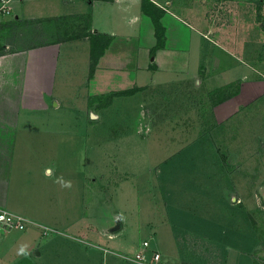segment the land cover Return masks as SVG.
I'll list each match as a JSON object with an SVG mask.
<instances>
[{
    "label": "rangeland",
    "instance_id": "rangeland-1",
    "mask_svg": "<svg viewBox=\"0 0 264 264\" xmlns=\"http://www.w3.org/2000/svg\"><path fill=\"white\" fill-rule=\"evenodd\" d=\"M153 2L179 17L174 26L178 45L184 48L183 63L188 62L192 74L199 70L197 114L183 113L184 125L159 114L155 123L150 122L151 130L134 131L143 102L139 94L118 97L100 125L86 124L81 96L58 94L60 111L43 113L38 127L26 128L25 138L38 141L33 150L40 158L60 155V166L70 172L72 214L94 213V238H100L105 254L96 250L93 264H135L121 256L134 258L136 252L155 249L161 255L160 264H264V0ZM144 28L140 26L136 33L139 46L148 42ZM60 37L39 20L0 22L5 51ZM215 46L230 51L234 58L242 57L247 66H236L207 82L206 67L201 65ZM79 52L78 58L72 52L60 63L67 66L59 70L68 88L84 73L85 55ZM240 68L241 76L246 73L242 85L248 103L226 125L214 114L212 84L227 81L230 75L239 77ZM221 88L232 91L234 85ZM35 101L39 102L33 101L34 107L50 109L56 103L49 94ZM50 119L54 131L47 126ZM182 126L188 129L181 130ZM95 173L102 195L94 188ZM117 218L122 228L108 234ZM244 239L249 243L245 252L234 246ZM143 241L149 246L144 247ZM206 241L216 243L213 251ZM47 252L42 250L45 257L37 264H86L66 250H58L57 256L52 254L55 250ZM19 263L34 264L30 258Z\"/></svg>",
    "mask_w": 264,
    "mask_h": 264
},
{
    "label": "crops",
    "instance_id": "crops-1",
    "mask_svg": "<svg viewBox=\"0 0 264 264\" xmlns=\"http://www.w3.org/2000/svg\"><path fill=\"white\" fill-rule=\"evenodd\" d=\"M150 1L159 9V21L164 28L165 41L158 48L152 20L141 7L143 0H9L11 14L0 19V22L9 19L39 20L48 26L50 33L60 34L61 37L12 51H5V43H0V208L27 219L23 230H0V264H22L19 261L27 258L37 264V260L42 261L45 257L42 250L48 251V255L55 250L52 254L56 256L58 250H66L86 264H93L97 257L96 250L102 251L104 248L101 247L100 238H94L97 230L94 213L82 210L83 215L78 212L72 214L75 210H72L71 204L70 172L65 166H60V155L52 159V153L50 158H40L33 150L38 141L25 138L26 128L33 125L38 127L37 120L43 113L51 115L60 111L62 104L57 98L58 94L81 96L85 122L93 125L104 124L118 97L139 94L143 102L140 103L134 131L151 130L150 122L155 123L159 114L166 118L173 117L168 121L182 125L186 124L185 119L182 122L183 113L197 114L199 84L196 78L199 70L192 74L188 62L183 63L184 48L178 45L174 26V21H178L179 17ZM65 19L69 20L67 24ZM140 26L145 27L148 34V42L142 46L137 45L136 33ZM93 34H106L110 36V41L90 75ZM215 47L205 65H201L206 67V76H209L207 82L236 66L246 65L242 57L234 58L230 51ZM79 51L85 55L87 68L84 63L83 76L68 88L59 70L67 66L60 63L72 52L78 58ZM58 72L60 75L56 78ZM74 73L77 74V67ZM245 74L241 76L240 68L239 77L237 74L228 75L229 80L212 84L215 93L211 100L217 121L222 119L227 125L232 114L246 108L248 102L242 85ZM231 83L234 90H219ZM56 89L59 92L54 95ZM46 94L53 96L55 107H34V102H39L35 100L44 99ZM53 121L50 119L47 123L50 130L54 129ZM186 129L188 126L181 127V130ZM210 144L215 146L214 141ZM102 173L99 172L100 177ZM95 178H98L96 173L94 188L97 194L102 195L101 186L95 183ZM86 179L84 176L85 185ZM42 227L51 231L44 234ZM206 243L208 249L213 251L216 243ZM248 245L244 239V242L240 241L234 246H239L245 252ZM168 246L173 248L171 243ZM261 248L262 253L264 247ZM104 254L102 251V256Z\"/></svg>",
    "mask_w": 264,
    "mask_h": 264
},
{
    "label": "built area",
    "instance_id": "built-area-1",
    "mask_svg": "<svg viewBox=\"0 0 264 264\" xmlns=\"http://www.w3.org/2000/svg\"><path fill=\"white\" fill-rule=\"evenodd\" d=\"M11 14V6L9 5V0H0V19L5 18ZM27 224V219L23 216L7 211L0 208V229L5 231L10 230H23ZM44 234H48L49 230L46 227H42ZM143 246L148 247L149 242L143 241ZM143 250L141 252H136L134 258H129L126 256H121L124 259L131 260L135 264H160L161 255L157 249L152 250L150 253H145Z\"/></svg>",
    "mask_w": 264,
    "mask_h": 264
},
{
    "label": "trees",
    "instance_id": "trees-1",
    "mask_svg": "<svg viewBox=\"0 0 264 264\" xmlns=\"http://www.w3.org/2000/svg\"><path fill=\"white\" fill-rule=\"evenodd\" d=\"M141 7L143 12L151 18L154 24L155 36H156V48L161 47L164 44L165 36H164V29L159 21L160 12L157 10V7L150 0H143ZM109 41H110V36L106 34L91 35L90 65H89L90 75L94 71L97 59L104 52ZM123 93H128V92H123Z\"/></svg>",
    "mask_w": 264,
    "mask_h": 264
},
{
    "label": "water",
    "instance_id": "water-1",
    "mask_svg": "<svg viewBox=\"0 0 264 264\" xmlns=\"http://www.w3.org/2000/svg\"><path fill=\"white\" fill-rule=\"evenodd\" d=\"M263 200H264V195H263ZM122 228V223L121 221L117 218L115 220V223L113 226H111L109 229H108V233L110 234H113L115 232H117L118 230H120Z\"/></svg>",
    "mask_w": 264,
    "mask_h": 264
}]
</instances>
